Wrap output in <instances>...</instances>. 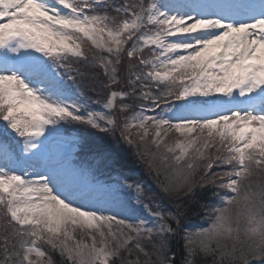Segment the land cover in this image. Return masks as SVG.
<instances>
[{
    "label": "snow or ice",
    "instance_id": "6c2138e0",
    "mask_svg": "<svg viewBox=\"0 0 264 264\" xmlns=\"http://www.w3.org/2000/svg\"><path fill=\"white\" fill-rule=\"evenodd\" d=\"M97 67L101 111L65 83ZM0 122V264H174L196 189L215 203L185 264H264V0H0ZM67 123L119 130L175 212L140 185L151 220L110 211L49 151Z\"/></svg>",
    "mask_w": 264,
    "mask_h": 264
},
{
    "label": "trees",
    "instance_id": "16d2710c",
    "mask_svg": "<svg viewBox=\"0 0 264 264\" xmlns=\"http://www.w3.org/2000/svg\"><path fill=\"white\" fill-rule=\"evenodd\" d=\"M125 62H126V57H125ZM98 70L99 69H97V68L90 69L89 71L91 72V76L86 77L84 79H81L86 86H91L94 88H97L99 86V87L103 88V83L105 82L106 78L103 75V71L100 70L98 72ZM100 72L102 74H100ZM120 77H121V82H122L121 85H117L114 87H116L117 89L123 87L124 90H127L126 75L124 73L123 68H121ZM99 90H100V88H99ZM127 101H130V99ZM119 115L120 114L118 113L117 117H119ZM86 132H87V136L89 137V139H92V140L93 139L98 140V138L102 139V137H100L101 134H99V132L97 130L95 131L91 128L90 129L88 128L86 130ZM105 135L108 136V134H105ZM119 135H120V131H118V132L115 131V132H111L110 136H108V137L117 138V137H119ZM103 137H104V135H103ZM127 158H128V160H132L133 164H134V161H138V158L135 157L133 154H130V155L128 154ZM144 165L146 166V164H144ZM143 177L144 178H148V177L150 178L151 177L150 179H153L155 184L158 185L157 177H156L155 173H150V171L145 170ZM159 179L163 180L164 176L161 175L159 177ZM144 184L147 185L148 183L145 182ZM159 189H160V187H159ZM160 191L162 192L161 189H160ZM181 198L184 199V204L187 205V215L185 216V218L182 219V222H181L182 225H187L190 222L197 221L198 218L201 216V214L204 211V208H202L200 205L201 204H207V201H211V199H212V197H210V194L208 191L202 192L200 189H196V197L194 200L192 198H184L183 194L181 195ZM175 199H176L175 197L169 198L168 196H166L162 192L161 195H159L158 200H159V202L164 201L166 203L167 207H169V209H171L172 212H175V210H176L175 209V203H174ZM180 233H181V226L177 231V236L175 235L173 237H169V253L174 254V257H175L174 264H185L186 254H185V250L183 248V240H182V236ZM51 254L53 256L55 264H63L61 257L57 253L54 252ZM197 264H210V260L205 261V262H201L198 260Z\"/></svg>",
    "mask_w": 264,
    "mask_h": 264
},
{
    "label": "rangeland",
    "instance_id": "374dc122",
    "mask_svg": "<svg viewBox=\"0 0 264 264\" xmlns=\"http://www.w3.org/2000/svg\"><path fill=\"white\" fill-rule=\"evenodd\" d=\"M138 103H139V101H137L136 105ZM89 108L91 109L90 106H89ZM148 114L151 115L152 113H148ZM118 131L119 130H117V132ZM58 141H64L65 142L66 139H65V137L61 138L59 135L55 144H57ZM51 146H54V145L49 146V151L52 148ZM128 150L131 154H133L135 157L138 158V162L140 164H145V162L142 161L141 158L136 155V150L134 148H131L130 146H128ZM59 151L61 152L60 149H59ZM65 153H67V152H64L63 154H65ZM66 159H68V158L66 157ZM67 164L70 165L71 168L77 170V172L79 173L78 179L81 180V182L95 186L97 188H100L106 194V198L110 201L109 205L107 206L110 209V211H115L120 216L136 215V216H141V217H144L145 219L151 220V217L148 216L147 212H145L142 207H138L136 205V199L135 198L138 195V193L136 192V185L141 186L142 181L138 180V183L136 185H134V184H132V179H129L128 182H125V181L123 182V181H121V179L119 177H116L117 178L116 184L106 185V184H103L100 182L92 183V182H90V179L88 177H85L82 174H80V172L78 171L77 168H75L73 163L67 162ZM2 165H3V155H2V153H0V166H2ZM21 166L27 167V165H21ZM39 167L43 168V166H41V164L39 165ZM135 167H138V165H135ZM143 169L146 171H149V169L147 167L143 168ZM17 170H19V167L17 168ZM131 173L133 174V176L136 177V175H137L136 173H134V172H131ZM129 185H132V187H129ZM182 194L183 193H181V195ZM129 204H131L133 207H138V211L135 214L129 213L126 209H124L123 206L129 205ZM164 205L165 204L162 201L159 203V206H164Z\"/></svg>",
    "mask_w": 264,
    "mask_h": 264
}]
</instances>
